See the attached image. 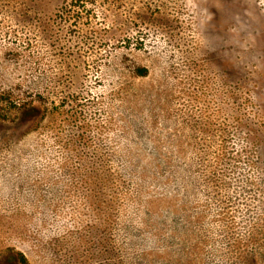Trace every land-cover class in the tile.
I'll list each match as a JSON object with an SVG mask.
<instances>
[{"label": "rangeland", "instance_id": "rangeland-1", "mask_svg": "<svg viewBox=\"0 0 264 264\" xmlns=\"http://www.w3.org/2000/svg\"><path fill=\"white\" fill-rule=\"evenodd\" d=\"M0 264H264V0H0Z\"/></svg>", "mask_w": 264, "mask_h": 264}, {"label": "trees", "instance_id": "trees-1", "mask_svg": "<svg viewBox=\"0 0 264 264\" xmlns=\"http://www.w3.org/2000/svg\"><path fill=\"white\" fill-rule=\"evenodd\" d=\"M74 1H76L79 4H86V0H74ZM71 13L72 12H70V14ZM67 18H68V20L71 19L69 16H67ZM142 73H143V75H145L147 73V70H143ZM20 261L22 263H26V259L23 256H21Z\"/></svg>", "mask_w": 264, "mask_h": 264}]
</instances>
